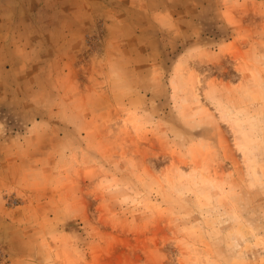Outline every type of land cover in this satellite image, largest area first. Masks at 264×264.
<instances>
[{"label":"rangeland","instance_id":"obj_1","mask_svg":"<svg viewBox=\"0 0 264 264\" xmlns=\"http://www.w3.org/2000/svg\"><path fill=\"white\" fill-rule=\"evenodd\" d=\"M0 264H264V0H0Z\"/></svg>","mask_w":264,"mask_h":264}]
</instances>
